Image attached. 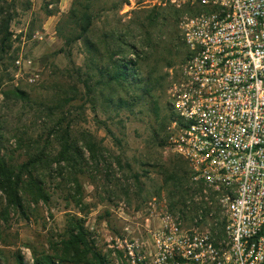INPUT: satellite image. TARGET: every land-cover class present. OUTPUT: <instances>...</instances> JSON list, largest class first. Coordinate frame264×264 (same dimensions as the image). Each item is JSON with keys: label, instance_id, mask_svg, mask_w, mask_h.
<instances>
[{"label": "rangeland", "instance_id": "obj_1", "mask_svg": "<svg viewBox=\"0 0 264 264\" xmlns=\"http://www.w3.org/2000/svg\"><path fill=\"white\" fill-rule=\"evenodd\" d=\"M80 3L90 5L89 37L101 43L104 59L98 60L100 65L109 64L112 71L114 59H139L140 74L152 73L153 98L134 101L119 85L100 84L104 77L91 61L94 54L83 39L76 38L81 29L72 10L79 9ZM2 4L13 16L10 27L14 33L11 49L0 61V138L7 160L22 163L27 143L34 141L56 154L61 144L53 127L61 132L69 125L71 139L83 156L75 162H53L44 184L51 198L26 200V214L9 206L0 190V264H19L18 253L26 264H34V258L42 255H51L58 264H81L57 260L74 216L83 218L95 246L108 257L111 236L120 235L127 224L143 229L140 224L155 199L170 204L166 170L174 165L181 166L183 173L188 170L171 143L169 106L170 69L184 62L185 49L181 46L176 51L175 44L171 53L157 56L146 46H138L140 56H135L128 44L141 39V30L132 21L143 18L152 6L131 8L130 0H3ZM169 11L159 31L164 40L178 29ZM121 45L125 50L112 55ZM18 56L31 59V66L18 67L14 62ZM34 75L32 82L29 78ZM161 75L165 79L159 86ZM16 87L26 92L25 98L14 94ZM112 96L126 97L134 105L116 108L108 102ZM89 145L96 149L94 153ZM194 196L190 192L186 204Z\"/></svg>", "mask_w": 264, "mask_h": 264}, {"label": "built area", "instance_id": "obj_2", "mask_svg": "<svg viewBox=\"0 0 264 264\" xmlns=\"http://www.w3.org/2000/svg\"><path fill=\"white\" fill-rule=\"evenodd\" d=\"M130 4L193 11L180 20L189 54L170 69L169 106L197 208L185 218L155 199L143 229L111 236L108 264H264V0Z\"/></svg>", "mask_w": 264, "mask_h": 264}, {"label": "trees", "instance_id": "obj_3", "mask_svg": "<svg viewBox=\"0 0 264 264\" xmlns=\"http://www.w3.org/2000/svg\"><path fill=\"white\" fill-rule=\"evenodd\" d=\"M124 1L125 0H122V3ZM2 2L3 0H0V61L3 59L4 55L10 51L12 46L11 40L14 35L10 27L13 16L5 9ZM80 5L81 7L79 9L75 7L72 10L73 18L81 29L80 35L76 38L83 39L89 51L94 54L91 61H94L96 65L95 69H98L99 73L104 77L99 79L100 84H106L108 86L117 84L125 90V92L133 96L134 101L143 98V96L153 98L154 83L152 73L148 71L144 77L140 74L138 71L139 59H114L112 62L114 69L112 71L109 69V64H105L106 66L104 64L100 65V61L104 59V52L100 47L101 43L99 42V44L89 37L93 24V15L88 11L90 5H85L83 3H80ZM168 9H170L169 18L175 19L178 29L174 32L176 34L172 35L168 40H164L162 37L163 33L159 31L168 21L166 13ZM186 10L193 13L189 6L184 8H176L171 5L153 6L143 18L134 19L132 22L141 30V39L137 43L133 42L128 44V46L131 47V52L138 57L140 56L139 47L146 46L158 56L164 51L171 53L176 44V51L177 49L179 50L181 46L185 49V59L189 52L185 42L183 40L181 41L179 37L180 35L182 37L179 25L181 15ZM51 14L52 11H49V15ZM161 19L163 23H161ZM124 50L125 49H123L121 45L118 51L113 52L112 55H119V53H122ZM16 58L17 57H15L14 62ZM164 79V75L159 76V86H161ZM87 86L91 91H94V88H92L89 83ZM13 92L19 98L26 97V92L19 87H16ZM5 93L8 94L7 91H5ZM130 101L122 96H112L108 99V102L116 106V108L133 106L134 102L132 100ZM67 102H69V100ZM154 102L157 103V101ZM60 106L62 107L63 104H60ZM154 108L159 115L158 106L155 105ZM172 118L173 113L170 112V121ZM56 129L57 126H54L53 134L58 136V140L61 144V149L57 151L56 154H49L47 147H41L39 141H34L32 143H27L28 152L26 154V159L18 164L11 163L7 160V154L3 151L4 145L0 138V190L5 194L8 205L14 207L21 213L26 214V200L39 202L40 200L48 201L51 198V193L45 188L44 184L46 181L45 176L49 172L50 166L53 165L54 161H57L58 164L62 161L75 162L83 156L79 146L71 139L70 125L67 129H62L61 132ZM165 142L166 141H162L161 145L165 144ZM89 149L93 153L96 151L91 145H89ZM75 166L74 164V167ZM74 179L78 183L77 176H75ZM164 183L167 186L170 208L173 211L180 212L185 218L193 215V213L196 212L197 206L186 204V199L190 195V192H194L189 167L184 173L181 171V166L179 165H174L171 169H167ZM61 242L63 247L57 251V260L60 259L63 262L72 261L81 264H108L106 255L95 246V241L92 238L91 232L85 226L82 217L74 216L71 218L70 224L66 229L65 237ZM16 258L19 264H26L21 253H18ZM34 264L58 263L51 255H42L34 258Z\"/></svg>", "mask_w": 264, "mask_h": 264}]
</instances>
